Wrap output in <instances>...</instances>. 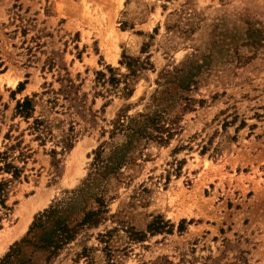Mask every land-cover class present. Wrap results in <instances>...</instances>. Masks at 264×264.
Wrapping results in <instances>:
<instances>
[{"label": "rangeland", "instance_id": "374dc122", "mask_svg": "<svg viewBox=\"0 0 264 264\" xmlns=\"http://www.w3.org/2000/svg\"><path fill=\"white\" fill-rule=\"evenodd\" d=\"M140 113L170 137L134 136L95 173L98 148L128 141L117 115ZM7 149L21 172L0 170V242L44 203L0 259L51 205L71 225L105 210L56 255L23 244L10 264H264V0H0Z\"/></svg>", "mask_w": 264, "mask_h": 264}, {"label": "trees", "instance_id": "16d2710c", "mask_svg": "<svg viewBox=\"0 0 264 264\" xmlns=\"http://www.w3.org/2000/svg\"><path fill=\"white\" fill-rule=\"evenodd\" d=\"M130 68V63L127 64ZM112 68L109 67V70ZM134 70H131L133 73ZM99 75H104L103 72L99 71ZM111 81L117 80L111 74L108 78ZM22 83L18 84L20 89ZM127 95H130L132 90L125 86ZM16 110L18 113L26 112L31 110V101L28 97H25L22 102H17ZM27 114V113H26ZM124 114H118L116 119L113 121V130L121 129L127 132L128 141L119 148H115L112 154L101 159L100 152L101 148L95 151L94 162L92 163L96 172H102L104 175L110 172H114L124 160V151L131 144L132 137H144L147 139H154L159 142H166L170 137V133L167 128L162 127L158 124L156 115L150 113H140L136 117H131L125 123ZM151 128V130H149ZM155 132V134L153 133ZM162 132H167L166 135H162ZM10 146L8 149H11ZM5 150L0 152V170L11 172L13 176H19L21 169L13 163L14 157L10 155L9 151ZM24 157V153H20ZM2 186L0 184V204L4 205V199L1 195ZM105 210L99 207L96 210H88L82 218L77 221L74 225H71L67 219L68 215L65 212V208L60 205H51L43 211L37 213L25 236L22 237L18 242H15L9 250L0 259V264H10L12 258L16 257L23 244H29L36 248L42 249L48 252V256H54L58 253L59 249L69 241H71L78 229L83 225H97L102 219V212Z\"/></svg>", "mask_w": 264, "mask_h": 264}, {"label": "bare ground", "instance_id": "6f19581e", "mask_svg": "<svg viewBox=\"0 0 264 264\" xmlns=\"http://www.w3.org/2000/svg\"><path fill=\"white\" fill-rule=\"evenodd\" d=\"M43 199L39 196H35L34 198L30 199L28 202H26L24 205L21 206L20 209V220L17 226L13 229L12 234L7 235L1 242H0V250H2L7 242H9L13 237L18 235L20 232H23L25 227L27 226V223L29 222V219L31 217L32 211L37 207L44 203V201L41 203Z\"/></svg>", "mask_w": 264, "mask_h": 264}]
</instances>
